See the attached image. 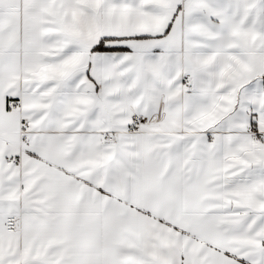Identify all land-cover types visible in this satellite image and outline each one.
<instances>
[{
	"label": "snow or ice",
	"instance_id": "6c2138e0",
	"mask_svg": "<svg viewBox=\"0 0 264 264\" xmlns=\"http://www.w3.org/2000/svg\"><path fill=\"white\" fill-rule=\"evenodd\" d=\"M0 264H264V0H0Z\"/></svg>",
	"mask_w": 264,
	"mask_h": 264
}]
</instances>
